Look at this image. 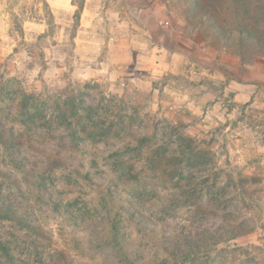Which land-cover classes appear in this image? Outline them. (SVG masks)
<instances>
[{
  "label": "rangeland",
  "instance_id": "obj_1",
  "mask_svg": "<svg viewBox=\"0 0 264 264\" xmlns=\"http://www.w3.org/2000/svg\"><path fill=\"white\" fill-rule=\"evenodd\" d=\"M196 2L0 0V95L38 108L26 128L0 100L21 150L0 146L4 200L33 227L0 220V264H160L234 226L167 264H264V39H222Z\"/></svg>",
  "mask_w": 264,
  "mask_h": 264
},
{
  "label": "trees",
  "instance_id": "obj_2",
  "mask_svg": "<svg viewBox=\"0 0 264 264\" xmlns=\"http://www.w3.org/2000/svg\"><path fill=\"white\" fill-rule=\"evenodd\" d=\"M210 2V4H209ZM196 13L200 16V20H209L213 26V30L224 40L235 41L238 46L246 45L248 48H258L261 46L260 41L264 39V0H197ZM208 4V5H207ZM3 89H6L3 96L0 95V100L7 99L6 104H13L15 107V117L18 122L26 128H36L37 122L35 112L38 111L37 106L34 104V95L27 93L24 90L11 92L7 85L2 84ZM8 89V90H7ZM90 109V108H89ZM61 116L64 118L66 115L62 112ZM88 126L91 127L85 130V136L87 139H95V137L103 139L108 136L111 131L113 119L109 115H96V119L91 118L90 114H86ZM12 116L8 114L0 113V146L9 151L14 156H18L21 153L18 146L20 144V133H16L11 126H8L7 121L13 120ZM108 121V126L105 125ZM69 123V122H67ZM97 124H100L101 128L98 130ZM147 138L146 135L140 136V142L143 143ZM119 163L113 161L111 167L116 170ZM86 179L89 181L90 178ZM224 197V196H222ZM110 213V212H109ZM0 220L10 221L20 224L21 227L33 229L30 222L22 218L18 212L7 206L4 200V193L0 184ZM113 232L116 233L119 230L117 222L112 223ZM248 229L240 227L224 228L220 234L214 232H202L200 238L195 241H189L187 250L181 248L171 249L168 257H162L159 259L160 264H167L169 261L182 262L193 258H198L200 253H204L207 250L209 242L217 243L220 237L226 235L229 239L235 238L247 232ZM0 249L3 252L5 258H11L7 244Z\"/></svg>",
  "mask_w": 264,
  "mask_h": 264
},
{
  "label": "crops",
  "instance_id": "obj_3",
  "mask_svg": "<svg viewBox=\"0 0 264 264\" xmlns=\"http://www.w3.org/2000/svg\"><path fill=\"white\" fill-rule=\"evenodd\" d=\"M84 14H88L90 17H91V15H92V14L89 12V9L86 10V12L83 11V19H84V17H86V16H84Z\"/></svg>",
  "mask_w": 264,
  "mask_h": 264
}]
</instances>
